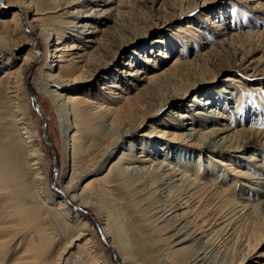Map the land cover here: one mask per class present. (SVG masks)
Returning <instances> with one entry per match:
<instances>
[{"label": "rangeland", "instance_id": "374dc122", "mask_svg": "<svg viewBox=\"0 0 264 264\" xmlns=\"http://www.w3.org/2000/svg\"><path fill=\"white\" fill-rule=\"evenodd\" d=\"M7 1L9 0H0L4 10L0 11V40H3L0 41V81L3 79L4 81L7 80L5 78L7 76L6 69H10L14 65L19 67L22 63L21 59L25 57V54L32 47L31 43H29L13 46L10 49H2V43L7 42L10 44L16 38L14 35L4 33L5 25L3 23L8 24V29L12 33L15 27L14 22H12L13 15L14 11H17L13 7L7 8ZM34 1L38 4L39 9L45 10L48 8L47 12L52 11V13L44 17V24L51 29L62 30L65 34L64 45L69 46L72 44L76 47H82V50H75L69 54L80 52L81 55L86 46H93L94 44L86 43L88 39L92 38L78 35L76 31L79 29L75 30V25L72 26L74 30L71 33L63 29V23L68 20L67 11L73 13L79 11L82 16L75 20L76 23L87 22L93 28H90L91 32L99 31L98 34L100 36L98 38L101 37V31L107 30V26L102 23L103 19L100 20L99 16H94L92 19V16L86 17L87 14H90L89 11L91 9L99 10L95 15L108 11V16L111 15L120 19V27L117 29L119 31L114 34L117 42H120L122 38L132 39L139 36L138 41L125 46L115 59L110 58L114 50H116L115 47L110 46L111 48L106 49L107 52H103L104 58L100 63L99 70L96 69L97 66L92 61V58H89L87 64L84 62L86 59L83 60L82 57L76 59L77 61H82L80 62V67H84L78 74L86 78V80L79 87L72 84L68 88V92L83 91L87 93L91 91L92 94H105V92L111 91L108 88L111 81H121V87L124 86V89L130 83H135L137 88L144 89L147 83L143 80L141 81V76L131 78L126 76L125 73L128 70L125 62L134 59L131 55L135 50L139 54V57L136 55L137 61H143L148 56L152 60L154 58V60H161L163 59L161 58V56L163 57V52L168 49L167 51H169L170 55L160 67H168L174 60L173 58L181 53L184 55L183 59L186 56L184 60H192L200 54L204 55L202 58L204 65L197 71L198 75H206L203 81L207 85L204 88H197L189 92L175 102L178 105L176 107H174V103L162 106L164 101L168 99L167 96L176 95L178 92L181 93L187 83L186 81L167 84L153 83L152 86L154 85L156 95L154 93V96L150 97V105L143 104L142 106V103H140L141 106L138 105L134 113L128 114L127 124L130 123L128 125L136 126V133L132 141L138 144L139 148L142 147L140 144L143 140V135L153 134V136H150L151 138L144 136L145 141L149 144L147 147L151 148L150 150L156 148V152H154H158L157 155H150L151 158L166 159V163L170 162L171 165L178 167L179 172L186 170L190 178L210 183L211 189L206 188L208 189L207 192L206 190H198L196 188L198 187L197 185L192 184L191 186L188 181H184L183 184L182 180H180L181 182L177 181L175 186L169 184L167 180H164V183H156L152 178L149 180L148 178L150 177H146L145 174L141 173V170L138 173L135 172L138 179H131L126 185L115 181L113 183L115 186L110 190L109 198L102 199V204L110 212L115 228L122 233L119 240L123 246L125 245L126 250L124 253L128 257L126 264H189L188 259L200 249H207L208 256L205 264H264V238L262 233L264 228H261L263 231L261 229L260 231H255L251 218L249 221V218L244 217L242 213H240L242 219L240 217L238 220L234 218L233 221H235L230 225L217 227L214 234H211L209 229L208 233L210 235H207V238L205 235L200 237V240H188L184 243L185 245L178 246L174 245L178 240L181 241L183 237L176 240L177 235L175 237L172 236L174 234L172 230L180 229L182 226H172V223L168 220L171 218L168 215L172 212L169 210L179 201L186 198L188 194L196 192V190L198 192L194 193L193 198L191 197V202L189 201L188 203L192 208L186 204L187 208L185 205L175 214L181 216L183 225L189 221L190 223L186 224V228L192 231L202 224L200 221L203 219L205 221L208 220L209 223L216 219L215 217L219 214L224 216L230 213L234 205L224 206L225 203H222L229 196L250 202L249 204L264 199V195L257 190L259 188L264 189V183H256L249 180V178H259L264 182V166L262 168L255 166L258 163L264 165V0H111L112 2L106 6H103V4L98 6L93 2L97 0H80V5L67 9L62 4L65 0ZM69 1L74 2L77 0ZM69 20L71 21V19ZM216 24H220L221 28L219 29ZM217 29H222V32ZM75 34H77L78 40L73 38ZM30 35L33 36L32 34ZM160 37H165L169 44L165 43L162 47H153L151 41ZM173 40L178 43L176 47H173L175 46L174 44L173 46L171 45ZM38 42V60L34 69L28 75V82L25 88L27 92L29 90L31 94L36 96L43 118L35 109L32 100H27L26 98L20 103V106L23 108L27 105L32 113V117H30L32 129L40 136L45 160L47 161L46 185L50 192L48 196L44 195V193H38V190L44 192V190H40L44 186L42 185L38 189L35 186V172L32 170L33 166H31L29 160H27V146L24 141L25 136L23 137L21 134L20 120H18L19 114L16 112L18 110L17 104H14L13 99L9 97L0 99V150L3 148L7 152L5 155H13L17 160V166L23 174L22 180L17 181L26 183V190L31 197L30 204L36 209L35 212L37 213V217L33 220H30L27 215L24 217L18 215L13 220L16 221V226L13 227V224L11 225L10 223L7 226L5 225L4 236L0 238V264H25L26 259L28 261L32 259L39 264H90L89 258L85 256V251L88 249L89 253L90 249V246L87 248L85 245L86 239L90 238H94L98 243V250L102 256L100 258L101 264H118L115 259L116 253L111 249L109 240L104 235L107 240L106 243L101 235L100 229L104 219L99 217L98 212L91 206L81 205L80 201L75 203L65 202L66 207L69 206L71 209V215L69 218H63L58 211L60 206L58 202L59 200H64L65 196L62 192L71 179L73 167L78 169V173L75 176L76 181H78L80 173L85 176V179L82 180V177L80 182L77 183L76 194L79 195L84 191L88 181L92 182L96 177H105L106 179L110 177L116 158L129 145L128 140L124 141L119 149L109 153L104 160L102 159V163L98 164L97 170L92 171L91 175H86L85 163H81L79 159L76 160L80 161V164L74 166L75 155L73 150H71L67 158L68 168L66 173H64L65 171L63 172V165L66 160L64 155V136L53 102L41 90L43 82L45 83V78L42 75L46 71L45 64L51 65L54 61L56 37L47 42L49 44H45L42 39H39ZM96 48H91L87 51V54L96 51ZM130 58L131 60H129ZM7 59H12L15 64L7 67L5 65ZM229 62L234 69L222 70L224 64ZM139 63L140 66L138 65V67H141L143 63ZM153 63L152 61L150 62V64ZM61 65L64 66V64ZM66 65H69V63H66ZM55 69L57 70V68ZM57 71H61L59 67ZM228 78L233 80L231 82L227 81ZM4 86L5 84L2 85L3 88ZM149 86H146L145 89ZM223 88L226 89L221 95ZM118 92L119 90H117ZM125 92L127 93L126 97L129 98L137 94L136 89H133L131 85L130 90ZM198 93L202 95V102L209 97L214 102L210 103L211 105L206 104L207 106L204 109L199 108L201 106L192 107L191 113L195 115V119H189L184 122L186 123V129L195 126L203 132L214 124L220 125L219 122L225 124L226 122L223 120L217 121L212 116H206L210 117L207 120L204 119L205 117L202 118L204 114H198V111L207 113V110L212 108L220 109L219 111L223 112L224 116H232L230 117V122H234L233 124L236 128H252L251 133L246 135L251 143L246 152L235 151L227 153L212 151L195 141H189V138L184 136L187 130H177L176 126H167V124L171 123V120H168L171 118L170 112L174 110L184 112L189 109L187 106L193 100V96ZM107 95L109 96V94ZM110 97L114 99L115 95L110 94ZM159 106H162L161 110L154 116L149 117ZM208 114H211V111H208ZM145 118L147 119L144 121ZM44 122H46V134L52 145H49L44 138ZM141 122V126L137 127ZM71 123L73 127L72 131L70 130L67 135L68 142L70 140L71 143L75 127L76 129L78 127L81 139L87 147H91V152L94 151L91 159L98 162L107 140H102L98 144L93 142V140H87L85 135H83L80 124L73 118ZM76 123L77 126H75ZM152 125L156 127V130L151 129ZM175 132L176 136L174 135ZM10 137L16 144L13 152L5 148V145L10 141ZM140 151L142 150L140 149ZM249 156H256L255 158L257 159L254 162H247ZM197 165L202 167L201 171H198ZM135 180L141 181L138 183ZM95 188L98 189V183ZM11 190L12 188L8 189L6 187L4 191V195L8 199H11L14 195ZM202 191L203 193H201ZM16 192L19 194L14 201L15 205L20 201V197L24 195L23 190H17ZM201 194L204 196L201 197ZM197 196H200L201 201ZM137 203L138 205H136ZM196 203L199 205H196ZM207 205H209V208ZM188 208L191 210L189 209V211ZM187 210L188 212H186ZM257 213L259 217L262 216L264 218V209L260 207L254 214ZM1 215H8L2 206H0V218L3 217ZM231 215L233 216V214ZM79 217L89 223L91 231L90 233L87 232L88 236L78 240L80 230L77 223ZM229 217L231 216L229 215L226 219ZM40 224H43V227H39L38 225ZM28 226L35 227L37 230L36 238L38 240H34L33 245H31V238L28 234V229H30ZM0 227L3 226L0 225ZM250 227H253V230ZM44 230L47 232L45 236L43 235ZM207 245L208 247H206ZM117 257L121 261V257ZM247 257L250 258L248 259ZM252 260L254 261L251 262Z\"/></svg>", "mask_w": 264, "mask_h": 264}, {"label": "bare ground", "instance_id": "6f19581e", "mask_svg": "<svg viewBox=\"0 0 264 264\" xmlns=\"http://www.w3.org/2000/svg\"><path fill=\"white\" fill-rule=\"evenodd\" d=\"M247 1H252V0H247ZM93 2H95V4H97L98 6H102V4L103 6H106L108 3H111L112 1L111 0H97ZM7 3H8L6 5L7 8L13 7L17 9V11H14V15H13L12 22H14L15 27L13 28L12 33H10L8 29V24L3 23V25H5L4 33L14 35V37L16 38L13 39V42L10 44H8L7 42L2 43V49H10V48H13V46L16 47L21 44L25 45L29 43H31L32 47L25 54V57L21 59L22 63L19 67L14 65L15 61H12V59H7V61L5 62V65H7V67H10V65H14V67L11 66L10 69H6L5 72L7 73V76L5 78H7V80L4 81L3 79L0 81V86H1L0 87V99H3L4 97H9L13 99L14 104H17L18 106L17 107L18 110H16V112H18L19 114L18 120H20L19 124L21 126L20 125L19 126L22 131L21 134L23 135V137L25 136L24 141L27 146V153H28L27 160H29V163L31 164V166H33L32 170H34L35 172L34 173V183H36L35 186H37V189L41 188L42 185L44 186L40 189V190H44V192H41L38 190V193H41V194L44 193V195L48 196L50 192L49 188L46 185V181H47L46 174H47V169H48L47 163H46L47 161L45 160V155L43 152V146H42L40 136L38 135L36 131L32 129L31 118H30L32 117V113L30 111V108H28L27 105L26 106L23 105L24 107L21 108L22 106H20V103L27 98V100H32L33 105H35L32 99L33 94H31L29 90L27 92L25 86H26V83L28 82V75L34 69L35 63L38 60L37 53L39 50L38 49L39 39H42L45 44H49L47 42H50L52 38L56 37V42L54 44L55 46L54 57H53L54 61L52 62L51 65L48 63L45 64L46 71L43 73L41 72L43 77L45 78V83L43 82L42 84L43 86H41V90L44 92V94H47L51 98L54 108H55V112L59 118L61 131L64 136V140H65L64 155H65L66 160L63 165L64 166L63 172L65 171L64 173H66V169L68 168L67 158H68V153L70 154L71 150H73V154L75 155L74 166H77V164H80L79 163L80 161L81 163H85L84 165L87 169L86 175H91L95 170H97L98 164L102 163L104 158L109 153H112L116 149H119L121 145L123 144V142L124 141L126 142V140H128L127 142L129 145H127L128 147H125L122 153H120L121 155H119L116 158L114 166L112 167V170H111L112 173L110 174V177L108 179H106L105 177H96L92 182L88 181V184L84 187V191H82V193L79 195L76 194V189L78 188L77 183L80 182L82 177H83L82 180L85 179V176L84 175L82 176V173H80V175L78 174L80 177L78 181H76L75 176L78 173L77 172L78 169L73 167V173H72L71 179L62 192V194L65 196L64 200H59L58 202V204L60 205L58 208V211L60 212V215L63 218H69L71 215V209L69 208V206L66 207L67 205L65 204V202L75 203L77 201H80L81 205L93 207L98 212L99 217L104 219L103 224L101 226L102 228L100 229L101 234L107 237V239L109 240V244L111 245V246L109 245L111 249L115 251L117 256L121 257L120 263L126 264V260L128 257H126L124 253L126 250L124 247L125 245L123 246L121 241L119 240V237H121L122 233H120V230H117L115 228L112 222V217H111L110 212H108L102 204L103 203L102 199L109 198L110 190L115 186L113 184L115 181H118L119 184L126 185L128 184V181L129 182L131 181V179H135V178L138 179V176L135 172L138 173V171L141 170V173L145 174L146 177L147 176L150 177L148 178L149 180L152 178L154 182L156 183L167 180L169 184H172L175 186L177 184L176 183L177 181L182 180L183 184H184V181H188L189 182L188 184H190L191 186L192 184L197 185L198 187L196 188L198 190H204V191L206 190V192L208 190L206 188L211 187L210 183L208 182H204V181L200 182L197 179L190 178L186 170L179 172L178 167L171 165L170 162L166 163L165 161L166 159H163V158L158 159V157L151 158L150 155L152 154L157 155L158 152L155 153L156 148H152L153 150H150L151 148L149 149L147 147V145L149 144L145 141L144 136L150 137V136H153V134L143 135V140L141 141V144H140L142 145V147L139 148L138 144L132 141V139H134V134L136 133V128H135L136 126L134 127L133 125L131 126L128 125L130 123L127 124V120L129 119L128 114L134 113L138 105H140V103H142V106L143 104L150 105L151 103L149 101L150 97H153L155 93L154 85L152 86L153 83H156V84L166 83L167 84V83H178L181 81H186L187 83V84L185 83L186 84L184 86L185 89L183 88L181 93L178 92L176 95L173 94V96H167L168 99L164 101V104L162 106H167L169 104L172 105V103H174L175 105L174 107H176L178 105L175 102L180 100L182 97L187 95L189 92L197 88L198 89H200L201 87L204 88L207 85L205 81H203L204 78H206L205 77L206 75L197 74L198 69L202 68V65H204V63L202 62L203 60L202 58L204 57V55L200 54L197 56L198 58L196 57L192 60H184L186 56L183 59L184 55L183 53H181L180 55L173 58L174 60L172 59L173 61L171 64H169L168 67L167 66L160 67L162 63L165 62V59L168 58V56L170 55L169 51H167L168 49L166 50V52H163V57L161 56V58L163 59L161 60H154L155 58L152 60V58L148 56L147 58H144L143 61H140V60L137 61L138 59L136 58V55L138 56L139 54L137 53V50H135L133 51V54L131 55L132 57H134V59H132V61L125 62V66H127L128 68V70L125 71V73H126V76L131 77V78H134V77L136 78L138 76H141L142 77L141 81L142 80L145 81L147 83L146 86L150 85L147 89H145L146 86L144 87V89H140L136 87L135 83H130L131 87H133V89H136L137 94L134 97L129 98V97H126L127 93L125 91L130 90V85L124 89V86H122L123 88L121 87V81H111L110 82L111 84L109 83L108 85V88L111 91H109L108 93L105 92V94H97V93L92 94L91 91L87 93L83 91L82 92L81 91H73V92L69 91L68 92V88L72 86V84L73 86L79 87L81 84H83L82 82L86 80V78L78 74L80 70L84 69V67L83 66L80 67V62L82 61H77L76 59H79L80 57H82L83 60L86 59L84 62H86L87 64L89 61V58H92V61L95 62V65L97 66L96 69L99 70L100 63L103 61V58H104L103 52H107L106 49L115 47L116 50H114L113 55L110 57L111 59L113 58L115 59L116 56L120 55V52L123 50L125 46H128L134 41H138L139 36L135 38L133 37L134 39L133 38L123 39L122 38L120 42H117V40L114 37V34H116L119 31L117 29L118 27H120L119 25L120 19H118V17L115 18L111 15L108 16L109 14L108 11L104 13H100V14L98 13L99 15H95L96 12H98L99 10L91 9L89 11L90 14H87L86 17L89 18L88 16H92L91 17L92 19L94 18V16L95 17L99 16L100 20L103 19L102 23L107 26V30L101 31L100 32L101 37L98 38V36H100V34H98L99 31L97 30L95 32H91L90 31L91 27L90 25H88L87 22L76 23L75 20L81 18L82 16L80 15L79 11L75 13L67 11L66 14H67L68 20L63 23L62 25V27H64L63 29L71 33L72 30H74V28L72 29V26L75 25V30L79 29L76 31L77 34L90 36V38L92 39H88L86 43L94 44L93 46L91 45L86 46L85 49H83V54L81 55H80V52H77L75 54H69L71 52H74L75 50H82V47L81 48L76 47L72 44H70L69 46L66 44L64 45L63 39L65 37V34L62 32V30L61 31L54 30V29L47 27L44 24V21H43L44 17L47 14L52 13V11L47 12V10H49L48 8L45 10L39 9L38 4H36L34 0H11V1L9 0L7 1ZM62 4L63 6H65L64 8L67 9L69 7L72 8V6L80 5L81 1L77 0L73 2V1L65 0ZM0 8H1L0 9L1 12L4 11L2 9L1 3H0ZM69 19H71V21ZM216 25L219 27V29L221 28L220 24H216ZM189 27L191 26L189 25ZM219 29L217 30L219 32H222V29L221 30ZM103 32L105 33L103 34ZM30 34H32L33 36H31ZM77 34L73 35V38H77L78 40ZM106 35L107 37L105 38ZM0 41H3V40H0ZM176 42H178V40H176ZM165 43L167 45L169 44L168 40L165 37L156 38L151 41V44L153 47L154 46L162 47V45H165ZM173 44L175 46H173ZM177 44L178 43H175V40L171 41V45L173 47H176ZM94 47H97L96 51H93L90 54H87V51ZM131 58L129 60H131ZM151 61L152 63L153 62L155 63L150 64ZM139 62L143 63L141 67H138V65L140 64ZM66 63H69V65H66ZM61 64H64V66H62ZM232 66L233 65L230 62L225 63L222 70L224 69L232 70L234 69ZM58 67L61 70L60 72L57 71ZM55 68H57V70ZM232 80H233L232 78L227 79V81H230V82ZM3 84H5L4 88L2 87ZM225 89L223 88L221 90V93H220L221 95L223 91H225ZM117 90H119L118 93H117ZM107 94H109V96ZM110 94H114L115 98L111 99ZM193 97H194L193 100L187 106L189 107V109H187L186 111L181 112V111L174 110L170 112L171 118H169L168 120H171V123L167 124V126L169 127L176 126L177 130H184V129L187 130V133H185L184 136L186 138H189V141H192V142L195 141L199 143V145H203L205 148L212 150V151L227 152V153L235 152V151L246 152L251 144L249 139L246 137V135L251 133L252 128H236L235 125L233 124L234 122L233 123L230 122L231 120L230 117L232 116L230 115L224 116V113L219 111L220 109L217 110L216 108H212L211 110H207V113L198 111V114H204V116L202 115L203 116L202 118L205 117L204 119H207V120H209L210 117H206V116H212L214 119H217V121L223 120L226 122L225 124L219 122L220 125L214 124L213 126L209 128L206 127L207 131H203V132L200 129H197V127L195 126L194 127L192 126L186 129L185 127L186 123L184 122L189 119L190 120L195 119V115L191 113L192 107L201 106L199 108L204 109L206 108L205 106H207L206 104H210V103L212 104V102H214V100L211 99L210 97L206 98V101L202 102L201 93H198L194 95ZM162 106H159V108L156 109V111L152 112L149 115V117L154 116L159 110H161ZM39 108H40V105H39ZM208 111L209 112L211 111V114H208ZM72 118L80 124V127L83 130V135H85V139L93 140V142L97 144L100 143L102 140L103 141L105 139L107 140V144L105 148H103L104 151L102 153L100 160H98V162L97 161L95 162L94 160L91 159L94 151L91 152L90 151L92 150L91 147L89 148L85 145V143L81 139V135L78 132V127L77 129L75 127V131L73 133L71 143H70V140L68 142L67 135L73 127L71 123ZM146 119L147 118H145L144 121ZM141 124L142 122L137 127L141 126ZM75 126H77V123L75 124ZM151 129L156 130V127L152 125ZM174 135L176 136V132L174 133ZM15 147H16V144L14 143V140L11 139L10 137V141L9 143L5 145V148L8 151L13 152ZM140 149L142 151H140ZM150 151H153V152H150ZM5 153L7 152H5V150L2 148L0 150V202H2L0 206H2V208L5 210V212L8 213V215L7 216L1 215L3 217L0 218V225L3 227H0V238L4 236V233L6 230L5 228L9 223L11 225L13 224V227L16 226V221H13V220L18 215L23 216V217L27 215L30 217V220L31 219L33 220L34 218L37 217V213L35 212L36 209L32 206V204H30L31 197L26 190V187H25L26 183L23 181H20V182L17 181V180H22L23 178V174L17 166V160L14 158L13 155L11 156L10 154H8L9 155L8 156V155H5ZM255 157L256 156H249L247 158V162H254L257 159ZM76 159H79L80 161H77ZM255 166L262 168L264 165L262 163L260 164L258 163V164H255ZM197 168L199 169L198 171H201L202 167L200 165H197ZM141 180H135V181L140 183ZM249 180L256 182V183H264L263 180L259 178H251V179L249 178ZM97 183H98V189L95 188ZM6 187L8 189L12 188L11 191L14 195L13 196L11 195L12 196L11 199L6 198L4 195V191L6 190ZM17 190H23L24 195L20 197V201L18 202V204L15 205L14 201L17 199L16 196L19 194L18 192H16ZM198 190H196V192H198ZM257 190L264 195L263 188H259ZM194 193L188 194L189 196L187 195L186 198L179 201L169 210L172 212L171 214L168 215L171 217L168 220L169 222L172 223V226H177V225L182 226L180 227V229L176 228L175 230H172L174 232L172 236L175 237L177 235L176 240L183 237V239L181 241L178 240L179 242L177 241V243L174 246L182 245L188 240H194V241L200 240V237L205 236V235L207 238V235H210V233L214 234V232H216L215 229L217 227H220V226L225 227L227 225H230L232 222H234L235 221V220L233 221L234 218L236 220H238L239 217L241 218L240 213H242L244 217H248L249 221L251 218L252 220L251 222H252V225L254 226L255 231L257 230L260 231L261 228H264V218L262 216L259 217L258 213L254 214L257 212V210L260 207L261 209H264V199L259 202H255L253 200L255 203L249 204L250 202L248 203V202H245V200L241 201V200H238L237 198H234V197L232 198L229 196L226 200L222 201V203L223 202L225 203L224 206H227L229 204L231 206L234 205V208L231 210L230 213L224 216H220L221 214L218 213L219 215L215 217L216 219H213L209 223H208V220L205 221V219H203L202 221H200L202 222V224L199 225L200 227L198 226L193 231L188 230L186 228V224L190 222L188 221L183 225L181 216L179 214L177 215L175 214L177 211L181 210V208L185 207V205L189 203V201L191 200V197L194 196ZM201 193H203V191ZM216 193L218 194V192ZM9 195H10V192H9ZM203 196L201 194V197ZM199 197L197 196V198ZM49 198L52 199L51 196H49ZM199 199L201 201V198ZM203 199H202V202H203ZM197 203L196 205H199ZM136 205H138V203ZM196 205H195V208H196ZM207 206L209 208V205ZM186 208H187V205H186ZM189 209L190 208H188V210ZM188 210L186 212H188ZM231 214H233V216ZM229 215L231 217L226 219V217H228ZM77 225L80 230V233L77 239L78 240L83 239V237L88 236L87 232L90 233L91 231L90 229L91 226L89 225V223L85 221L83 218L79 217ZM38 226L43 227V224H40ZM28 228H27L29 230L28 234L31 238L30 239L31 245H33L34 240L36 241L38 240L36 238L37 230L35 227H32V226H28ZM205 228H206V231H205ZM209 229L211 230L210 233H208ZM261 230L263 231V229ZM46 233L47 232L44 230L43 235L45 236ZM262 233H263V238H264V232ZM193 236L194 238H192ZM85 245L87 248L88 246H90L89 253H88V249L86 251L84 250L86 253L85 256L89 258L90 264H101L100 258H102V256L100 255V252L98 250L99 249L98 243L94 240V238L86 239ZM206 247H208V245ZM206 250L207 249L198 250L194 255H192L188 259L189 264H199V263L201 264L202 262H203L202 264H205L207 262L206 259L208 256V253ZM253 261L254 260H252L251 262ZM25 264H39V263H37V261L34 262L32 259L30 261L26 259Z\"/></svg>", "mask_w": 264, "mask_h": 264}, {"label": "water", "instance_id": "95a60500", "mask_svg": "<svg viewBox=\"0 0 264 264\" xmlns=\"http://www.w3.org/2000/svg\"><path fill=\"white\" fill-rule=\"evenodd\" d=\"M32 99H33V101H34V103H35V105H34L35 109L37 110V112L39 113V115L43 118V113H42V111H41L40 108H39V104H38V100H37L36 96L32 95ZM45 124H46V122H44L43 135H44V138H45V140L47 141V143H48L49 145H52L50 139L48 138V136H47V134H46ZM101 235H102L103 239H104V240L106 241V243H107V240L105 239V237L103 236V234H101ZM115 259H116V261H117L118 264H122V263H120V261H119V259H118V257H117L116 254H115Z\"/></svg>", "mask_w": 264, "mask_h": 264}]
</instances>
